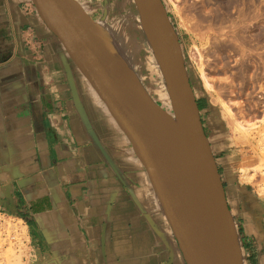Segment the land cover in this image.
<instances>
[{
  "label": "crops",
  "instance_id": "0c3cea01",
  "mask_svg": "<svg viewBox=\"0 0 264 264\" xmlns=\"http://www.w3.org/2000/svg\"><path fill=\"white\" fill-rule=\"evenodd\" d=\"M31 4L0 0V214L26 228L21 264H187L130 140ZM218 115L202 122L244 263L264 264V195L241 173L255 161Z\"/></svg>",
  "mask_w": 264,
  "mask_h": 264
},
{
  "label": "water",
  "instance_id": "95a60500",
  "mask_svg": "<svg viewBox=\"0 0 264 264\" xmlns=\"http://www.w3.org/2000/svg\"><path fill=\"white\" fill-rule=\"evenodd\" d=\"M42 21L106 104L144 165L187 264H245L223 181L204 131L180 40L162 0H133L163 75L174 115L159 106L133 71L96 32L76 0H32ZM165 113L182 126L175 152L150 117Z\"/></svg>",
  "mask_w": 264,
  "mask_h": 264
},
{
  "label": "rangeland",
  "instance_id": "374dc122",
  "mask_svg": "<svg viewBox=\"0 0 264 264\" xmlns=\"http://www.w3.org/2000/svg\"><path fill=\"white\" fill-rule=\"evenodd\" d=\"M76 1L85 9L84 0H76ZM162 1H163L164 9L167 12L169 20L172 24L175 35L180 40L182 50H183V55L185 58L188 77L190 79V82H191V85L194 91V95L197 99L198 107L200 106L202 108V110L200 111L201 118H202V115L207 114V112L218 113L219 115L223 113L220 106L215 104L214 99L220 96L218 95L217 91H221L224 93V90H225L227 93L220 96L221 98L225 96L226 99L223 98L224 99L223 101L227 100V102H229L228 99H231L232 97L234 99V102L236 101L238 102V104L239 103L242 104L243 107L241 109L242 112H240L241 114L246 113L247 111L248 116H247V113H246V116L245 114L243 115V117H246L245 118L246 120L243 121L242 123L261 120V118L264 116V70H263L264 69V0H250V1L248 0H229V1L228 0H218V1L217 0H207V2L206 0H162ZM197 2L200 3V6H198L199 3ZM94 3L99 8V13H97L94 19L97 23L103 24V26H107L109 28L113 26V22H117V19L121 20L124 23V26L122 29L125 30V34L129 38V40H132L131 41L132 45H130L132 47L131 50L126 49L125 48L126 46L121 47V50L125 56L127 64L129 65L130 69L133 71L135 76L139 79L143 87L147 90V92L153 98V100L159 106H161L165 111H167L170 115L173 116L174 111H172L170 107L169 109H166L168 108L167 107L168 102L166 101L167 104L163 102L165 98V96L163 97V95L165 92L166 83L164 81L160 68L158 67L155 68V65L153 62L154 60L153 52L151 48L149 47L148 42L146 41L143 31L138 26L139 25L138 24L139 15H138V12L136 10L133 0H94ZM195 3H196V6H195ZM218 3L221 4V6H219ZM191 4L195 8H193ZM223 4H224V8L227 7L226 10L222 8ZM198 8L202 10L203 8H205L204 9L205 11L203 10L204 12L203 11L199 12L200 10H198ZM229 9L230 11H227ZM224 10L227 11V15L225 14ZM202 12L204 14H202ZM217 14H219L220 16L219 15L217 16ZM221 22H224V23H221ZM232 40L233 41L236 40L240 44L236 43V41L234 42L235 44L233 43L230 44L231 42H233ZM243 41L245 42V44L247 42V44L245 45ZM222 45L225 46L224 48L226 49H224ZM253 47L254 49H252ZM234 49H237L234 51L236 54H234L233 52ZM243 51H245V53ZM219 52L220 54H222V56L219 54ZM225 55L227 56L226 57L227 60H229L230 57L231 59L229 61L225 60L224 59ZM248 55L249 57H246ZM242 56H244L243 57L244 59L242 58ZM221 57L225 61L224 60L222 61ZM215 58L217 61L219 60L221 61L219 62L220 64L215 60ZM213 61L214 62L216 61L215 64L217 66L213 65L214 64ZM234 65H236L235 67L237 68H234L233 67ZM221 66H224L226 68L221 67ZM228 71H230V73ZM222 72L223 73L227 72L228 74L224 73L226 74L227 77L224 76ZM231 72H233L236 76L232 77ZM240 74L242 75L244 74V75L242 76ZM250 74L254 77V78L252 77L253 79H251V80H254L253 83H250L252 81L249 82L251 78ZM204 75L205 76L209 75L208 77H210L209 82L207 79L208 77L206 78L208 84L211 83L213 78L215 79V80L213 79L214 81L211 83V85H213V89L215 87L214 84H216V87H218L217 86L218 81H219V84L222 86L221 83L223 79L228 80L229 85H230V82L231 83L235 82V83H232L234 85L231 84L232 87L231 85L229 86L226 81L223 82V84L227 83L226 85L229 86L228 87L225 85V88L228 89L229 92H231L232 88H233L232 90L236 89L237 87H240V88H237L236 90H234L237 94L234 91H232L233 93H231V95H229L230 93L226 89L221 90L222 89L221 86H220L221 89L218 87L219 90L215 88L213 91L210 92L207 90L206 84H204L206 80L204 78L205 77ZM228 75L231 77H229ZM245 77H247V79ZM229 78L231 80L233 79L234 81L233 80L231 81ZM237 79H245L246 81L245 80L239 81ZM237 81L241 83L243 82L244 84L243 85L240 83L238 84ZM249 85H252L253 88L250 87ZM222 87L224 88V85ZM244 87L247 93L244 91ZM161 88H163L162 89L163 91H161ZM250 88H252V90ZM242 89L245 93L241 92V95H240V90L242 91ZM221 92L220 94H222ZM248 93H251V98H249L250 94L248 95ZM232 95H236V96H232ZM230 101L233 102L232 99ZM244 107H246L245 108L246 110L244 109ZM234 111L237 112L238 109L235 108ZM253 113L255 116H253ZM224 119L226 122L229 123L230 120L228 121V119H226L225 117ZM241 121L242 120H240V122ZM229 125L231 126L233 124L229 123ZM259 126H260L259 128L258 127L256 128L257 130L255 129L256 132L254 130L252 133L248 135L245 134L247 133V131H245L244 129H243L244 130L243 133L240 132L242 134L238 132L236 134H239L237 135V137H239L238 139L242 140L243 142L247 144L248 148L250 149L249 153L253 156V159L255 161V165L253 167L241 169V173L243 174V179L247 183H252L255 187L259 188L261 193H263L264 195V123L259 124ZM252 169L253 171L251 174V178L247 179L248 178L247 174ZM20 224H21L20 226L21 231H19L20 235L19 237H16V239H13L10 236L11 232L8 231V229H5L4 227H0V264H21V261H22V258L25 252L24 240L26 239V228L24 224H22V222H20ZM1 228L3 229L1 230ZM5 232H7V234H5Z\"/></svg>",
  "mask_w": 264,
  "mask_h": 264
},
{
  "label": "bare ground",
  "instance_id": "6f19581e",
  "mask_svg": "<svg viewBox=\"0 0 264 264\" xmlns=\"http://www.w3.org/2000/svg\"><path fill=\"white\" fill-rule=\"evenodd\" d=\"M218 1V0H217ZM229 1V0H228ZM248 1H250V0H248ZM193 2V1H192ZM206 2H207V0H206ZM212 2V1H211ZM226 2V1H225ZM235 2V1H234ZM197 3H199V2H197ZM249 3V2H248ZM254 3V2H253ZM194 4V3H193ZM209 4V3H208ZM211 4V3H210ZM215 4V3H214ZM219 4V3H218ZM198 5V4H197ZM203 5H205V4H203ZM217 5V4H216ZM215 5V6H216ZM252 5V4H251ZM191 6H192V4H191ZM195 6H196V3H195ZM198 6H200V3H199V5ZM202 6V5H201ZM219 6H221V4H219ZM226 6V5H225ZM193 8H195L194 6H192ZM203 7V6H202ZM233 7H234V5H233ZM232 7V8H233ZM222 8H224V4H223V7ZM226 8L227 7H225L224 9L226 10ZM205 8H203V10H204ZM197 10V9H196ZM198 10H200L199 12H201V11H203L202 9H199L198 8ZM222 10V9H221ZM224 10V11H225ZM193 11H194V9H193ZM205 11V10H204ZM203 11V12H204ZM208 11V10H207ZM206 11V12H207ZM223 11V10H222ZM227 11H230V9L229 10H227ZM227 11H225V14L227 15ZM198 12V11H197ZM202 12V14H204ZM205 12V13H206ZM210 12V11H209ZM220 13V12H219ZM222 13V12H221ZM248 13V12H247ZM201 14V13H200ZM254 14H255V12H254ZM211 15V14H210ZM219 14H217V16H218ZM205 16H206V14H205ZM220 16V15H219ZM226 17H228V16H226ZM231 17V16H230ZM244 17V16H243ZM205 18V17H204ZM203 18V19H204ZM212 18H213V16H212ZM217 18V17H216ZM253 18V17H252ZM215 19V18H214ZM230 19V18H229ZM199 20H201V19H199ZM220 21H221V19H220ZM219 21V22H220ZM227 21V20H226ZM225 22V21H224ZM224 22H221V23H224ZM214 23H216V22H214ZM138 26L141 28V30H143L142 29V24H141V20H140V18H139V22H138ZM200 24V23H199ZM220 25V24H219ZM242 25V24H241ZM123 26H124V23L121 21V20H118L117 19V22H113V26H111L110 28L109 27H107V26H103V24H100V23H97V25H96V32L98 33V35L106 42V44L108 45V47L111 49V51L116 55V57L117 58H119L123 63H124V65H126L127 67H128V64H127V61H126V59H125V56H124V54H123V52H122V50H121V47H125L126 49H132V47L130 46V45H132V43H131V41L132 40H129V38L126 36V34H125V30L124 29H122L123 28ZM214 26V25H213ZM218 27V26H217ZM202 28V27H201ZM211 28H213V27H211ZM221 28V27H220ZM219 29V28H218ZM137 30V29H136ZM241 30V29H240ZM208 31V30H207ZM234 32V31H233ZM243 32V31H242ZM233 34V33H232ZM139 35V34H138ZM252 35V34H251ZM258 35V34H257ZM176 36V35H175ZM241 36V35H240ZM243 37V36H242ZM219 38H221V37H219ZM228 38V37H227ZM238 39H239V37H238ZM238 39H237V41H238ZM260 39V38H259ZM214 40H215V38H214ZM231 40V39H230ZM261 40V39H260ZM233 41V40H232ZM236 40H234L233 42H231L230 44H235L234 42H235ZM236 41V43H238ZM242 41V40H241ZM213 42V41H212ZM216 42V41H215ZM244 42V41H243ZM250 42H251V40H250ZM222 43V42H221ZM242 43V42H241ZM261 43V42H260ZM149 44V43H148ZM219 44V43H218ZM238 44H240V43H238ZM244 44H245V42H244ZM243 44V45H244ZM246 44H247V42H246ZM245 44V45H246ZM226 45V44H225ZM237 45V44H236ZM249 45V44H248ZM252 45V44H251ZM263 45V44H262ZM217 46V45H216ZM223 46V45H222ZM232 46V45H231ZM242 46V45H241ZM261 46V45H260ZM129 47H131V48H129ZM150 47V46H149ZM221 47V46H220ZM225 46H223V48H224ZM234 47V46H233ZM243 47V46H242ZM247 47V46H246ZM235 48V47H234ZM224 49H226V48H224ZM239 49V48H238ZM252 49H254V47L252 48ZM235 50H237V49H234L233 50V52L235 51ZM243 50H244V48H243ZM247 51H249V50H247ZM252 51V50H251ZM126 52H127V50H126ZM210 52V51H209ZM239 52V51H238ZM237 52V53H238ZM244 53H245V51H243ZM218 53V52H217ZM243 53V54H244ZM207 54V53H206ZM213 54V53H212ZM219 54H220V52H219ZM229 54V53H228ZM227 54V55H228ZM233 54V53H232ZM234 54H236L235 52H234ZM242 54V55H243ZM261 54V53H260ZM133 55V54H132ZM201 55V54H200ZM221 56H222V54H220ZM238 55V54H237ZM245 55H247V54H245ZM129 56H131V55H129ZM230 56V55H229ZM236 56V55H235ZM218 57V56H217ZM226 55H225V60H227L226 59ZM244 56H242V58H243ZM246 57H249V55L248 56H246ZM201 58V57H200ZM219 58V57H218ZM217 58V59H218ZM221 59H222V61L224 60L222 57H221ZM231 59V57L229 58V60ZM244 59V58H243ZM242 59V60H243ZM252 59V58H251ZM260 59V58H259ZM258 59V60H259ZM134 60V59H133ZM214 60V59H213ZM215 60H216V58H215ZM219 60V59H218ZM224 60V61H225ZM229 60H227V61H229ZM217 61V60H216ZM216 61L214 62V64L213 65H215V66H217L215 63H216ZM226 61V62H227ZM236 61V60H235ZM134 62V61H133ZM153 62H154V65H155V68H159V66H158V63H157V60H156V58H155V56H154V60H153ZM218 63L219 62H221L220 60L219 61H217ZM248 62V61H247ZM210 63V62H209ZM235 63V62H234ZM242 63H244V62H242ZM220 64V63H219ZM219 64H218V66H219ZM229 64V63H228ZM257 64V63H256ZM221 65H222V63H221ZM243 65H245V64H243ZM250 65V64H249ZM201 66V65H200ZM200 66H199V68H200ZM224 66H225V64H224ZM224 66H221V67H224ZM226 66H228V65H226ZM236 65H234L233 67L234 68H237V67H235ZM248 66V65H247ZM230 67V66H229ZM251 67V66H250ZM224 68H226V67H224ZM247 68V67H246ZM232 69V68H231ZM200 70H202V69H200ZM223 70V69H222ZM233 70V69H232ZM252 70V69H251ZM264 70V69H263ZM221 71V70H220ZM224 71V70H223ZM244 71V70H243ZM242 71V72H243ZM257 71V70H256ZM229 73H230V71H228ZM235 72V71H234ZM212 73V72H211ZM223 73V72H222ZM224 73H227V72H224ZM223 73V74H224ZM232 74H234L233 72H231ZM236 73V72H235ZM241 73V72H240ZM247 73H248V71H247ZM252 73V72H251ZM228 74V73H227ZM231 74V76L232 77H234V76H236L235 74L234 75H232ZM240 75H242V74H240ZM244 75V74H243ZM242 75V76H243ZM251 75V74H250ZM202 76V75H201ZM205 76V75H204ZM203 76V77H204ZM209 75H207V76H205L204 78L206 79L207 77H208ZM217 76H219V75H217ZM224 76H226V74H224ZM229 76V75H228ZM231 76H229V77H231ZM239 76V75H238ZM249 76V75H248ZM255 76V75H254ZM222 77H223V75H222ZM227 77V76H226ZM240 77V76H239ZM253 76L251 75V78L250 77H248V78H250V80H249V82L250 81H252V82H250V83H253V81L254 80H251V79H253L252 78ZM259 77V76H258ZM209 78L210 77H208L207 79H208V82H209ZM216 78H218V77H216ZM225 78V77H224ZM241 78V77H240ZM246 79H247V77H245ZM204 79V80H205ZM207 79L205 80V82H204V84H206V88H207V90L208 91H213L215 88H217L218 90H219V88H220V84H219V81L217 82V86L219 87H216V84H214L215 85V87H214V89H213V85H211V83L215 80L214 78V80L212 79V81H211V83H209L208 84V82H207ZM223 79V78H222ZM221 79V80H222ZM230 79V78H229ZM220 80V79H219ZM231 80V79H230ZM233 80V79H232ZM231 80V81H232ZM237 80H245V79H237ZM256 80V79H255ZM227 82L228 83V85H229V82H228V80H225V79H223L222 80V86L224 85V88L221 86V90H224V89H226L225 88V85L227 84H223V82ZM234 81V80H233ZM236 81V80H235ZM239 81H237L238 82V84L240 83V84H244L243 82L241 83V82H239ZM246 81V80H245ZM215 82V83H216ZM221 82V81H220ZM236 82V83H237ZM232 83H235V82H232ZM231 82H230V85L232 84ZM247 83V82H246ZM249 83V84H250ZM219 84V85H218ZM211 85V86H210ZM228 85H226V86H228ZM229 85V86H230ZM232 85H234V84H232ZM232 85H231V87H232ZM241 85V86H242ZM248 85V84H247ZM253 85V84H252ZM252 85H249L250 87H252ZM228 86V87H229ZM237 86V85H236ZM235 86V87H236ZM239 86V85H238ZM246 86V85H245ZM257 86V85H256ZM234 87V88H235ZM237 88H240V87H237ZM236 88V89H237ZM253 88V87H252ZM252 88H250L251 90H252ZM163 88H161V91H163L162 90ZM231 89V88H230ZM233 89V88H232ZM231 89V92H229L228 91V89H226L230 94L229 95H231V93H233L232 91H234V90H236V89H234V90H232ZM248 90V89H247ZM238 91V90H237ZM244 91H245V87H244ZM243 91V89H242V91L240 90V95H241V92L243 93L244 92ZM218 92V95H223V94H226L227 92L224 90V93L223 92H221V91H217ZM216 92V93H217ZM220 92L222 93V94H220ZM235 92V91H234ZM246 92V91H245ZM244 92V93H245ZM249 92V91H248ZM236 93V92H235ZM247 93V92H246ZM252 93V92H251ZM251 93H248V95L250 94V96H249V98H251ZM237 94V93H236ZM238 94H239V92H238ZM165 96V98H164V103H166L167 104V102H168V104L169 105H171V98L169 97V93H168V89H167V87H165V92H164V95H163V97ZM220 96H218V98L216 97L214 100H215V104L216 105H219L220 106V108L222 109V114L224 115V117L226 118V119H228V121H229V123L230 124H233V125H231L230 127H231V129L235 132V134L238 132V133H240V132H244V130L245 131H247V133H245V134H250V133H252L257 127L259 128L260 126H259V124H263L264 123V116L261 118V120H256V121H252V122H247V123H242L243 121H245L246 119V117H243V115L245 114V116H246V113H247V111H246V113H243V114H241L240 112H242V104L241 103H239L238 104V102H234V99L231 97V99L233 100V102L232 101H230L231 99H228V101L229 102H227V100L226 101H223L224 99L223 98H225V96H223V98H221ZM232 96H236V95H232ZM238 96V95H237ZM244 96V95H243ZM247 96V95H246ZM162 97V96H161ZM222 100H220V99ZM228 98V97H227ZM256 98V97H255ZM226 99V98H225ZM239 99V98H238ZM213 100V101H214ZM167 101V102H166ZM162 102V103H163ZM248 102H249V100H248ZM258 103V102H257ZM165 104V105H166ZM167 104V107L168 108H166V109H169V107H170V109L173 111V107H172V105L171 106H169ZM241 104V105H240ZM251 104V103H250ZM256 104V103H255ZM254 104V105H255ZM252 105H253V103H252ZM250 107H252V106H250ZM255 107V106H254ZM238 109V111L237 112H235L234 111V109ZM246 107H244V109H245ZM256 108V107H255ZM243 109V110H244ZM246 110V109H245ZM244 110V111H245ZM243 111V112H244ZM239 113H240V115H239ZM221 114V115H222ZM252 114V113H251ZM223 115H222V117H223ZM219 116V115H218ZM247 116H248V113H247ZM251 116V115H250ZM253 116H255L254 115V113H253ZM223 117V118H224ZM240 120H242L241 122H240ZM150 121L155 125V126H157L158 128H160V129H162V131L168 136V138L170 139V142L172 143V145H173V147H174V150H175V152H177L178 154H181L182 153V148H183V141H182V126H181V124L178 122H175V121H173L170 117H168L167 115H165V113H161V112H153L152 114H151V117H150ZM244 129V130H243ZM257 130V129H256ZM256 130H255V132H256ZM242 133H240V134H242ZM237 135H239V134H236V136ZM235 136V137H236ZM242 137H243V135H242ZM237 138V137H236ZM239 138V137H238ZM254 169V168H253ZM253 169L251 170V171H249L248 172V174H247V179H250L251 178V174H252V171H253ZM249 175V176H248ZM250 181V180H249ZM252 181V180H251Z\"/></svg>",
  "mask_w": 264,
  "mask_h": 264
},
{
  "label": "built area",
  "instance_id": "2783aa9c",
  "mask_svg": "<svg viewBox=\"0 0 264 264\" xmlns=\"http://www.w3.org/2000/svg\"><path fill=\"white\" fill-rule=\"evenodd\" d=\"M30 10H35V7L33 4H31L30 6ZM20 222H22L21 219L16 218V217H12L10 215H6V214H0V227H4L5 229H8V231H10V236L13 239H16V237H19V231L20 230ZM23 224V222H22ZM3 228H1L2 230ZM5 234H7V232H5ZM4 234V235H5Z\"/></svg>",
  "mask_w": 264,
  "mask_h": 264
},
{
  "label": "trees",
  "instance_id": "16d2710c",
  "mask_svg": "<svg viewBox=\"0 0 264 264\" xmlns=\"http://www.w3.org/2000/svg\"><path fill=\"white\" fill-rule=\"evenodd\" d=\"M199 109H200V111L202 110V108L199 106Z\"/></svg>",
  "mask_w": 264,
  "mask_h": 264
}]
</instances>
